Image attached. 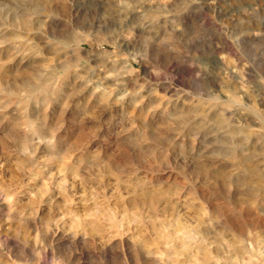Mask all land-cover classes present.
<instances>
[{
    "label": "rangeland",
    "instance_id": "374dc122",
    "mask_svg": "<svg viewBox=\"0 0 264 264\" xmlns=\"http://www.w3.org/2000/svg\"><path fill=\"white\" fill-rule=\"evenodd\" d=\"M0 264H264V0H0Z\"/></svg>",
    "mask_w": 264,
    "mask_h": 264
}]
</instances>
